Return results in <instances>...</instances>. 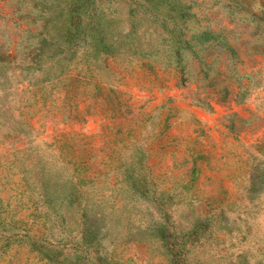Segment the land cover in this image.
Returning a JSON list of instances; mask_svg holds the SVG:
<instances>
[{"label":"rangeland","instance_id":"obj_1","mask_svg":"<svg viewBox=\"0 0 264 264\" xmlns=\"http://www.w3.org/2000/svg\"><path fill=\"white\" fill-rule=\"evenodd\" d=\"M0 264H264V0H0Z\"/></svg>","mask_w":264,"mask_h":264}]
</instances>
